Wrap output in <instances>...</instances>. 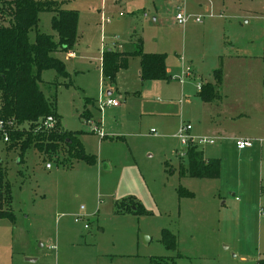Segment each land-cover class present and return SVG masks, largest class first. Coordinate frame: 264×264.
I'll return each mask as SVG.
<instances>
[{
  "label": "rangeland",
  "instance_id": "374dc122",
  "mask_svg": "<svg viewBox=\"0 0 264 264\" xmlns=\"http://www.w3.org/2000/svg\"><path fill=\"white\" fill-rule=\"evenodd\" d=\"M39 1H56L78 14L74 54L54 52L68 76L49 68L41 79L46 95H55L61 124L79 132L76 141L90 161L65 144L50 155L31 148L19 159L0 140L16 216L10 229L0 224V264L264 262V220L258 217L264 206V0H216L207 16H221L224 29L205 28L210 17L187 9L212 0ZM179 6L190 15L184 24L175 20ZM52 15L39 13L30 41L37 32L57 38ZM199 15L202 23L195 21ZM135 32L147 48L173 58L174 69L168 79L141 80L138 57L130 55L112 80L119 90L109 95L124 103L100 112L99 98L108 96L111 81L102 80L98 69L101 50L116 42L134 51ZM219 39L222 63L209 71L204 67ZM190 59L202 70L193 74ZM186 67L191 72L182 76ZM207 84L220 93L209 103L200 95ZM88 111L92 119L85 120ZM182 123L191 127L190 136L220 138L215 146L198 148L204 157L219 159L217 179L184 176L186 157L179 154L185 150L175 137ZM233 139L253 140L254 149L240 155ZM129 199L143 211L125 212ZM81 209L84 217L75 222ZM165 231L176 239L173 248L163 240Z\"/></svg>",
  "mask_w": 264,
  "mask_h": 264
},
{
  "label": "trees",
  "instance_id": "16d2710c",
  "mask_svg": "<svg viewBox=\"0 0 264 264\" xmlns=\"http://www.w3.org/2000/svg\"><path fill=\"white\" fill-rule=\"evenodd\" d=\"M41 11L53 13L51 26L57 33V39L50 34L37 32L34 40H29V31L37 28ZM77 16L75 10L62 8L56 1L0 0V121L3 123L0 140L2 141L4 131L8 141L2 142L8 150H16L19 159L31 148L50 155L65 144L70 149L73 146L76 148L78 158L90 161L76 141L75 134L79 132L62 128L56 113L55 97H47L40 86L41 72L44 69L51 68L61 76H68L64 63L54 52L68 51L73 46ZM130 55L139 57L141 80L169 78L165 54L144 52L140 42L134 51L104 49L101 54L102 77L112 81L117 72L127 66ZM208 91L215 93L216 89L209 84L205 85L200 92L203 99L211 98L207 96ZM48 116L57 120L51 130L42 127V121ZM183 173L194 179H217L220 161L205 159L198 147L189 146L186 149V167ZM11 204V189L0 160V219L14 223L15 214ZM126 206H129V210L125 212L143 211L142 206L133 199H129ZM163 235L165 244L170 242L173 248L176 241L174 235L169 231H165Z\"/></svg>",
  "mask_w": 264,
  "mask_h": 264
},
{
  "label": "crops",
  "instance_id": "0c3cea01",
  "mask_svg": "<svg viewBox=\"0 0 264 264\" xmlns=\"http://www.w3.org/2000/svg\"><path fill=\"white\" fill-rule=\"evenodd\" d=\"M212 4L214 5V4H217V2H216V0H212V1H210L209 2V5H206V4H202V3H200V2H194V4H193V7L191 8L190 6L188 7V5H187V9L188 8H190V10H193V12H200V11H202L206 16V18L208 17H210L209 19L210 20H208V22L204 25V27L205 28H208L210 25H212V24H214L216 27H218V26H222L223 25V29H224V27L226 26V24L225 23H222L221 22V20H220V17L221 16H207V13H209V10L211 9V6H212ZM185 8V7H184ZM219 10V9H218ZM143 13H145V12H143ZM144 16H146V13L144 14ZM136 17V16H135ZM152 19L154 20L155 19V17L154 16H152ZM200 23V22H199ZM201 23H202V21H201ZM57 39V38H56ZM219 41H220V43H216V47H217V49L216 50H213V51H211V57H212V59L213 60H211V63H209V65H208V67H204L205 69H207V70H213V69H215L217 66H218V64H221L222 63V42H221V40L219 39ZM139 42H140V46H141V48H142V50L144 51V52H150V53H161V51H159L160 49H156V48H154V47H152V49H150V48H147V45H146V41H142V38H141V35H139L138 33H136L135 32V48H137L138 47V44H139ZM121 48V45H118L116 42H112V47L111 48H104V49H113V50H118V51H125L126 49H120ZM163 52H165V51H163ZM67 54H69V55H73L74 54V51L72 50V49H69L68 51H67ZM166 54H168V53H166ZM130 57V56H129ZM129 57H128V59H129ZM135 57H138L137 55H135ZM179 60H180V57L178 58ZM138 60H139V57H138ZM189 63H191L192 65V71H193V74H196V70L198 69V70H202V68H203V64H201V63H199L197 60L196 61H193V59H190V62ZM127 65H128V61H127ZM165 65H166V70H167V73L169 74L170 72L169 71H171L172 69H174V65H175V62H174V60H173V58H170V57H165ZM127 67V66H126ZM125 67V68H126ZM125 68H122V69H120L117 73H119L121 70H123V69H125ZM98 69L100 70V74H101V61H100V67H98ZM42 73V72H41ZM102 75V74H101ZM140 75V70H139V67H138V76ZM41 76H42V74H41ZM140 77V76H139ZM42 78V77H41ZM105 78H103L102 77V80H104ZM41 81H42V79H41ZM44 83H40V86H41V89L43 90V92H44V94L46 95V93H45V91H44V88L42 87V85H43ZM184 84V82H182V85ZM106 94L109 96V95H111L112 93H113V90H115V89H117V90H119L118 89V87H117V85L115 84V81H109V83L106 85ZM219 91L218 90H216V92L214 93V91H211V92H207V96H212V98H210L211 100L217 95V96H219ZM201 95V94H200ZM47 96V95H46ZM52 96V95H51ZM50 96V97H51ZM54 97H55V95H53ZM48 97V96H47ZM201 98H202V100H204V102H207V103H209V102H211V100L210 99H203V97L201 96ZM119 100H120V105L118 106V107H110V108H113V109H119L120 107H121V105L124 103V98H118ZM94 100H96V99H92V98H89L88 100H87V102L89 103V104H91L92 106H95V102H94ZM55 108H56V100H55ZM82 117H84L85 118V120L87 119V118H89V117H91V119H92V116H91V114H90V112L88 111V112H86V113H84L83 115H82ZM59 120H60V116H59ZM94 121V120H93ZM95 123H97L98 125H100L98 122H96V121H94ZM60 124H61V121H60ZM264 124V123H263ZM61 126H62V128H64V126L61 124ZM90 126V125H89ZM264 128V125L262 126V130H264L263 129ZM65 129V128H64ZM66 130V129H65ZM198 133H201V132H198ZM99 137V136H98ZM104 137V136H103ZM103 137H99L100 139L101 138H103ZM216 138H218V137H216ZM239 138H246V137H239ZM235 142H236V139H233ZM218 141H220V138L218 139ZM217 141V142H218ZM253 141V140H252ZM216 142V143H217ZM216 143L213 145V146H215L216 145ZM212 147V146H211ZM236 148V145H235V147H234V149ZM252 149H254V141H253V145H252V147H250V148H247V149H244V150H238L237 148L235 149L236 150V152L238 153V154H245L246 152H248V151H250V150H252ZM202 151V150H201ZM202 153H203V151H202ZM203 157H204V155H203ZM205 159H216V158H208V157H204ZM1 160V159H0ZM1 162H2V160H1ZM46 166V165H45ZM47 169V168H46ZM51 168H49L48 170H50ZM261 207V206H260ZM16 223V216H15V222L14 223H11L10 221H8L7 219H0V224H2V225H4L3 227H5V226H9V227H7V228H11V226L13 225L14 226V224ZM6 224H8V225H6ZM12 233V232H11ZM13 234V233H12ZM26 261H33V259H30V260H28V259H26Z\"/></svg>",
  "mask_w": 264,
  "mask_h": 264
},
{
  "label": "built area",
  "instance_id": "2783aa9c",
  "mask_svg": "<svg viewBox=\"0 0 264 264\" xmlns=\"http://www.w3.org/2000/svg\"><path fill=\"white\" fill-rule=\"evenodd\" d=\"M190 18V15L186 14L184 12V9H182L180 6L178 7V12L175 14V20L179 23V24H184L188 19ZM195 21L197 22H201L202 21V16H196L195 17ZM104 49L101 50V54L103 52ZM101 59V58H100ZM191 69L189 67H186L184 70H182L181 75L185 76L186 74H190ZM183 81V80H181ZM198 88L201 87L200 84L197 85ZM103 97H100L99 99H101V104L99 106V111L102 112L104 110V108H108V107H118L120 105V100L118 98H113V97H109L106 96V98H104L102 100ZM181 102V100H180ZM57 120L53 117V116H48L46 117L43 121H42V127L45 130H51L55 127ZM3 128V123L0 121V129ZM91 131L96 133L99 137H103V133L102 131L99 129L98 126L94 125L93 123H91ZM191 131V127L189 125H184L183 123L179 126L175 137L180 141L183 150H185L183 153L179 154V157H186V149L189 146H196V147H200V146H213L219 138L216 137H212V136H190L188 133ZM150 133L152 135H156V132L154 130H151ZM2 141L3 142H7L8 141V136L7 134L3 131L2 132ZM236 148L238 150H244L247 148L252 147L253 145V141L249 140V139H236L235 142ZM45 168L49 169L51 168L49 164H46ZM84 217V215L82 214V209L80 210V213L75 217V222H79L81 220V218ZM258 217L261 220H264V206L259 207L258 209ZM88 226L86 224H84V229H87ZM54 246L51 247V249H53Z\"/></svg>",
  "mask_w": 264,
  "mask_h": 264
},
{
  "label": "water",
  "instance_id": "95a60500",
  "mask_svg": "<svg viewBox=\"0 0 264 264\" xmlns=\"http://www.w3.org/2000/svg\"><path fill=\"white\" fill-rule=\"evenodd\" d=\"M148 237H146V236H143V240L145 241L146 239H147ZM148 243V242H147ZM28 260H30V259H28Z\"/></svg>",
  "mask_w": 264,
  "mask_h": 264
}]
</instances>
